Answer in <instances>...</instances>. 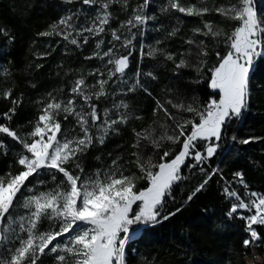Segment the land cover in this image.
Masks as SVG:
<instances>
[{
	"label": "snow or ice",
	"instance_id": "obj_1",
	"mask_svg": "<svg viewBox=\"0 0 264 264\" xmlns=\"http://www.w3.org/2000/svg\"><path fill=\"white\" fill-rule=\"evenodd\" d=\"M63 2L72 4L75 0ZM82 3L98 5L90 20L85 16L88 26H77L74 22V18L79 19L82 14L80 10L69 11L52 23L50 30L38 35L62 36L69 44L81 47L89 42L90 37H99L105 32L113 18L110 11L113 4H121L122 10L126 11L129 0H82ZM206 4L207 0H198L197 4L184 6L180 0H167L160 11L168 13L175 10L186 16L201 18L215 12L226 20L237 22V25L230 32H225L211 21H203V28H194L193 37L185 41L189 48L180 54L178 61L174 53L164 55L174 62L177 72L191 67L198 74L210 73L209 86L217 90L218 99L210 98L203 105L196 102V97L190 103H177L171 98L164 102L157 100L153 115L163 112L165 120L158 124L154 122L140 131L133 129V159L121 163V157L117 156L108 166L92 171H86L80 163V158L94 143L104 144L111 133L117 132L116 125L126 124L129 119L119 112V109L128 107L123 101L114 103L111 109L105 108L103 119L96 104L92 103L93 97L99 100L106 94L105 86L113 77L119 75L122 83L128 84L123 78L132 52L128 51L127 55H116L114 52V42L121 41L118 29H111V47L101 52L104 41L97 39L96 51L87 57L101 60L108 57L107 64L113 66L108 69L107 80H97L99 91H87L89 86L81 76L74 82L72 98L67 101H58L49 93L50 100L41 109L26 137L0 123V134L12 138L23 149L16 158L21 170L16 174L7 172L0 175V264H37L42 256L50 254H55L56 264H127L125 249L133 238L131 226L154 225L181 210L177 208L176 212L162 215L166 197L171 196L178 182L187 179L182 169H194L212 158L219 147L224 126L246 110L250 96L249 74L254 61L264 56V17L257 14L254 0H236V3L229 0L227 5L219 7L199 6ZM148 7L149 0H143L142 4L132 9L130 17L121 22V28L131 34L130 38H123L122 47H132V40L137 34H143V26L156 19L155 15L145 13ZM133 28L137 32H132ZM177 31L174 28L169 35L174 36ZM0 33L8 35L3 29ZM196 35L213 40L222 38L221 42L227 50L224 55L215 52L218 57L215 66L206 67L209 49L203 39H195ZM156 43L159 44V41ZM193 48L195 63L188 59L193 55ZM158 51L148 46L145 52L144 45H141L140 57H154ZM7 71L4 69V73ZM92 74L103 75L98 69ZM140 75L137 71L134 82L128 84L129 92L138 88L147 91L140 82ZM144 75L155 79L151 72ZM193 82L198 83L199 80ZM2 96L9 98L11 90L4 91ZM77 97L83 101L79 110ZM19 103L18 99L13 100V107L3 113V117L11 121ZM166 105L175 109L176 114L170 112ZM113 112L116 113L115 119L112 118ZM60 113H64L65 120L69 116L74 118L79 128L77 134L62 129L57 118ZM184 113L190 116L185 117ZM249 142V139L242 141L244 144ZM5 149L6 145L0 139V154H6ZM146 151L151 155L145 156ZM189 158L195 163H186ZM96 159L100 160V157ZM125 164L134 165L140 175L136 172L126 175ZM200 172L206 178L187 197L188 201L202 191L219 170L212 169L211 173H206L201 167ZM41 175L49 176L52 186H47L49 181L40 179ZM233 175L235 183L247 189L243 173L238 171ZM30 179L34 183L29 184ZM140 180L146 182L145 187H137ZM230 185L231 182H226L223 187V194L231 201L227 216L236 215L246 221L248 238L243 240V246L247 248L260 239L253 226L264 227V194L245 191L242 197L234 188L230 189ZM39 186H45L44 190H40ZM241 210L250 214L244 215ZM45 222L48 228L41 231Z\"/></svg>",
	"mask_w": 264,
	"mask_h": 264
},
{
	"label": "trees",
	"instance_id": "obj_2",
	"mask_svg": "<svg viewBox=\"0 0 264 264\" xmlns=\"http://www.w3.org/2000/svg\"><path fill=\"white\" fill-rule=\"evenodd\" d=\"M262 8L264 17V0ZM54 13V7L49 2L41 6L40 0H0V23L7 28L11 37L5 59L12 69L11 96L0 100V123L9 127L15 122L31 117V109L24 110L23 107L32 94L33 86L36 87L35 90L47 89L56 84L60 77L63 67L57 68L56 71L50 69L49 73L46 60L40 63L39 68L31 71V82L26 71L36 37L45 29L51 18L55 17ZM230 25L229 23L227 26L228 32L234 28ZM207 47V62L217 63L216 51L210 45ZM206 67L210 68L208 65ZM189 78H192V81ZM196 80L199 82L194 83ZM209 82L210 73L207 71L203 74L187 72L180 75L174 88L175 98L192 102V98L196 97V102L203 105L210 98L218 97L217 91L210 88ZM17 99L20 103L16 106L12 120L8 121L3 117V113L13 107L12 101ZM153 106L151 102L147 104L145 113L149 122H142L136 131L157 121L153 116ZM121 133L118 136L121 142L125 140L129 146L134 143V132L129 126L124 127ZM245 139L250 142L244 147L239 146ZM218 144L216 154L202 165L194 169H182L187 179L178 182L173 187L171 196L166 197L162 215L176 212L177 208L181 210L167 220L161 219L157 224L144 226L139 238L126 245L127 264H135L141 247L145 250L148 264H244L245 258L253 249L264 256V227L254 225L260 239L256 244L244 247L243 240L248 238L245 231L246 221L236 215L227 216L231 201L223 194L226 182H231L230 189L234 188L242 197L245 191L264 194V58L255 60L250 74V96L246 110L239 118L228 121L222 129ZM175 147L179 149V145ZM147 155H151V152L146 151L145 156ZM4 159V156L0 158V173L5 170ZM186 163L191 165L195 162L189 158ZM201 167L206 173H211L212 169H218L219 172L209 180L202 191L188 201L187 197L206 178L200 172ZM18 168L19 166L16 172ZM238 171L243 173L247 189L235 183L233 174ZM145 186L146 182L140 180L137 187ZM241 211L244 215L249 214L247 210ZM260 264H264V258Z\"/></svg>",
	"mask_w": 264,
	"mask_h": 264
},
{
	"label": "rangeland",
	"instance_id": "obj_3",
	"mask_svg": "<svg viewBox=\"0 0 264 264\" xmlns=\"http://www.w3.org/2000/svg\"><path fill=\"white\" fill-rule=\"evenodd\" d=\"M31 1V0H29ZM51 3L55 10V17L51 18L50 22L47 24L43 31L50 30L49 26L56 22L61 16L68 14L69 11L76 12L77 10L81 11L79 19L74 18V22L77 26H88V20L85 19L87 16L90 20L91 17L95 15L96 8L98 5H84L82 0H75L72 4H66L63 0H40V4L45 5L46 3ZM167 0H149V7L145 10L147 15H155L156 19L151 20L147 25L142 28V35L137 34L136 38L132 40V47L126 49L121 46L122 40L125 36L131 37V34L127 29L121 28V22L126 21L132 14V9L137 5L142 4L143 0H129V5L127 10H122L121 4H113L110 8V11L113 14V18L110 21V24L106 26V30L99 37H90L87 44H82L81 47H76L75 45L69 44L63 39L62 36H50L43 37L37 35L36 43L32 47V55L30 62L26 65V71L30 77L28 79L32 81V70H35L40 67V63L46 60V66L53 71H56L57 68L63 67L60 72V77H58L56 84H53L52 87L47 89L35 90L36 87H32V94L29 96L27 102L24 104V110L31 109L32 115L30 118H25L20 122L13 123V126L10 127L13 130L17 131L18 135L26 137V134L32 130L34 122L37 120L41 109L44 105L50 100L49 93L52 94L58 101H67L72 98L71 88L74 82L83 76L86 80V84L89 86L87 91L96 92L99 91V86L97 85V80L99 79H108V69L113 67L112 65L107 64L108 57H105L103 60L93 57L92 59H87V57L92 56L93 52L96 51V42L97 39H102L104 44L101 46L100 51H106L108 47H111L112 44L109 42L112 41L111 29H118L119 34L121 35V41H115L114 52L116 55H127L128 51L132 52V55L129 57V67L126 69V74L124 80L128 81V84L134 82L136 78V73L139 71L141 73L139 79L143 88H146L147 91H144L142 88H138L133 92L127 90L128 84H124L121 81L119 75L113 77L109 80L108 84L105 86L106 94L102 96L99 100L93 97L92 103H95L99 109L102 119H103V110L105 108L111 109L113 104H119L123 101L127 104V108L119 109V112L126 114L129 119L126 124L116 125L117 132L111 133L104 144L94 143L80 158L81 165L85 168L86 171H92L96 168L106 167L111 164L112 159L117 156L121 157V163H125L133 159L131 153L134 151L132 144L129 146L124 141L118 138L122 134L124 127L129 126L131 130L138 129V126L142 122H149V117L146 116L145 109L149 102L153 103V108H156V101L160 100L162 102L171 98L174 102L179 103L180 101L175 98V86L177 85V80L180 75H185L187 72L197 73L193 68H182L179 72L175 69V64L173 61H169L165 58L164 53H174L176 54V60L180 59V54L185 52L189 45L185 43L190 37H193L194 28H203V21H211L214 26H219L223 28L225 32H228L227 26L230 23V26L235 27L237 22L232 20H226L220 15L212 12L201 17L196 16H186L178 11L172 10L168 13H162L160 11L161 7L166 4ZM198 0H180V3L184 6L191 4H197ZM232 3H236V0H231ZM229 0H207L206 5H199L201 7H219L221 5H227ZM257 14L263 17V8L262 0H254ZM12 5V3H9ZM178 29L176 35H169L173 29ZM0 29H3L7 32V36L3 33H0V100L4 99L2 93L7 90H11L12 87V69L8 61H6V52L10 46L11 37L7 28L0 23ZM233 29V28H232ZM231 29V30H232ZM215 30V29H214ZM230 30V31H231ZM42 31V32H43ZM132 32H137L136 28L132 29ZM75 35V33H73ZM87 35V33H85ZM78 39L82 38L78 37ZM195 39H203L206 45L213 47L215 51L217 49L221 50V55L226 53V47L220 40H213L209 37H202L199 35L195 36ZM159 41V44L156 42ZM144 45L145 52L148 51V46L155 47L160 51L154 57L145 56L143 59L140 57V46ZM195 49L193 48V55L188 57L192 62H196L195 58ZM264 58V56L260 57ZM258 59V58H257ZM256 59V60H257ZM218 62V58H217ZM208 66L213 67L217 63L214 61L207 62ZM215 63V65H213ZM255 63V61H254ZM254 64L250 71V74L253 70ZM4 69H7V73H4ZM99 70V74H92L94 70ZM151 72L155 76V79L148 77L144 74ZM250 74H249V90H250ZM177 75V76H176ZM178 77V78H177ZM192 81V78H189ZM217 91V90H215ZM218 99V97H217ZM185 102V101H184ZM185 103H190L189 101ZM83 104V101L77 97L76 105L77 110H79L80 105ZM169 108V111L176 114V110L172 109L171 106L166 105ZM22 108V109H23ZM87 110V106H85ZM189 114L184 113L185 117H188ZM154 116V115H153ZM139 117V119H137ZM157 123L163 122L165 116L163 112H160L158 115L154 116ZM61 122L62 129L65 131L72 130V133L75 135L79 132V128L75 125L74 118L69 116L67 120L64 119V113H60L57 117ZM112 118H116V113H112ZM169 123H171L169 121ZM144 124V123H143ZM228 124V122H227ZM150 126V124H149ZM148 128V126H145ZM144 127L142 129H144ZM225 127V126H224ZM140 130V129H139ZM124 134V133H123ZM0 139L3 140L6 145V154H0V158L4 156L5 167L0 175H3L7 172L16 174L21 170L20 166L16 164L17 153L23 151L22 146L14 141L10 137H6L0 134ZM132 139V138H131ZM135 139V138H134ZM130 141V138H129ZM243 141V140H242ZM239 143V146L244 147L245 144ZM134 142V141H133ZM96 157H100V160H97ZM126 172L125 174H131L136 172L137 175H140L139 171L135 168L134 165L125 164ZM42 180L49 181L47 186H52L50 182V177L47 175H41L39 177ZM29 184L34 183L30 179ZM137 186H139V181ZM40 190H44L45 186H39ZM25 194L26 190H25ZM22 214V210H21ZM250 214V213H249ZM146 226L145 224L133 225L131 226V231L133 233V238L130 240H135L139 238L142 228ZM48 228L47 222H45L40 230L44 231ZM66 238V237H65ZM59 239V238H58ZM129 241V242H130ZM140 252L134 261L135 264H148L146 263V257L144 253V248L141 247ZM264 256L257 253L254 249L251 254L247 256L244 260V264H260ZM37 264H56L55 254L45 255L40 258Z\"/></svg>",
	"mask_w": 264,
	"mask_h": 264
}]
</instances>
